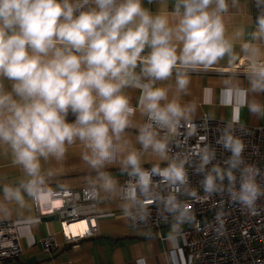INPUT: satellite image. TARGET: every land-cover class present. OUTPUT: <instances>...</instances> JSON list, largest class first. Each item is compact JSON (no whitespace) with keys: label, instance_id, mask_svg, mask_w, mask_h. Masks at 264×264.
I'll use <instances>...</instances> for the list:
<instances>
[{"label":"clouds","instance_id":"obj_1","mask_svg":"<svg viewBox=\"0 0 264 264\" xmlns=\"http://www.w3.org/2000/svg\"><path fill=\"white\" fill-rule=\"evenodd\" d=\"M93 2L96 7L74 15L81 5L69 0H0V76L14 82L11 93L0 88V141L11 145L16 161L33 177L39 175V157L59 159L65 142L76 139L92 150V157L84 159L93 166L111 159L113 137L119 139L135 112L121 92L130 84L141 89L140 104L149 118L161 127L171 126L180 115L179 106L161 107L165 89L140 83L135 74L138 63L144 75L164 80L177 61L181 66L211 64L230 50L217 15L227 9L225 0H215L217 9L212 12L207 9L213 0H182L184 14L175 30V39L183 45L179 55L167 20L149 15L140 0ZM146 45L151 52L141 57ZM253 71L264 79V68ZM177 84L183 89L186 80L178 75ZM253 88L264 90V83L253 80ZM69 111L76 115L73 123L66 121ZM155 135L147 125L140 129L139 140L144 148L163 154L166 144ZM222 139L235 167L243 145L227 134ZM127 160L137 166L134 153ZM208 160L206 155L205 163ZM213 171L220 174L219 169ZM164 175L184 179L182 167L171 166ZM228 178L234 180L231 172ZM141 180L146 182V175ZM34 184L28 185L30 194ZM205 187L214 190L213 176L206 178ZM257 193L249 176L239 198L251 203Z\"/></svg>","mask_w":264,"mask_h":264},{"label":"crops","instance_id":"obj_2","mask_svg":"<svg viewBox=\"0 0 264 264\" xmlns=\"http://www.w3.org/2000/svg\"><path fill=\"white\" fill-rule=\"evenodd\" d=\"M258 1L225 0L227 9L218 11L217 15L224 27L223 40L231 47L215 62L181 66L177 61L172 74L164 80L144 75L141 71L143 65L138 63L135 74L140 83H151L153 88L165 89L166 98L160 101V105L177 104L179 118L209 116L264 126V90L253 88V80L264 83V79L257 75L214 70L233 66L245 56L264 60V15L256 16L254 12V4ZM140 2L149 15L167 20V26L173 29L172 42L177 45L179 55L183 45L175 39V30L184 14L182 0ZM69 3L83 4L74 15L96 7L93 0L87 3L85 0H69ZM216 9L217 4L213 0L207 10L212 12ZM150 52L151 48L146 45L141 57H147ZM178 75L186 80L183 89L177 84ZM0 83L4 92H12L13 81L0 76ZM121 92L135 112L129 117V126L119 139L113 137V157L96 166L84 159L85 155L92 157V150L76 139L71 144L65 142V152L59 159L52 155L39 157V175L33 177L16 161L11 145L0 141V220L17 222L24 249L19 257L6 259L2 264H197L195 260H189L185 239L173 235L171 224L159 230L146 231H136L130 224L128 210L132 204L122 199L120 192V184L134 168L128 163L129 154L136 155L137 168L165 164L168 158L166 149L161 154L151 146L144 148L139 140L146 118V111L140 104L141 89L130 84ZM257 106L259 110L254 111ZM33 181L35 184L30 194L28 185ZM88 186L98 188L99 233L65 242L58 214L48 211L51 205L60 202L57 200L51 204L47 193L63 188L81 190ZM36 193H44L40 196V206L45 211L43 214L38 213L34 203ZM189 226L187 220L178 223L181 229ZM50 234L59 244L53 250L45 249L42 243L43 238Z\"/></svg>","mask_w":264,"mask_h":264},{"label":"built area","instance_id":"obj_3","mask_svg":"<svg viewBox=\"0 0 264 264\" xmlns=\"http://www.w3.org/2000/svg\"><path fill=\"white\" fill-rule=\"evenodd\" d=\"M254 68H264V60L245 56L233 66L214 70L257 75ZM147 125L166 144L168 161L133 168L120 184L121 198L132 204L128 210L132 228L159 230L171 224L173 235L184 237L189 260L197 264H264V126L203 116L175 117L171 126L161 127L146 112L143 128ZM226 134L243 145L235 167L233 154L222 139ZM171 166L182 167L183 181L164 175ZM213 169H219L220 174ZM142 174L146 182L141 180ZM209 175L214 177L212 191L205 187ZM249 176L258 188L251 203L239 198L241 185ZM42 194L36 193L34 198L39 214L45 212L40 206ZM47 194L51 204L60 202L48 211L58 214L65 242L99 233L96 186L63 188ZM185 220L190 226L179 228L178 223ZM42 243L47 250L59 245L53 234ZM23 252L17 222L0 220V264Z\"/></svg>","mask_w":264,"mask_h":264},{"label":"trees","instance_id":"obj_4","mask_svg":"<svg viewBox=\"0 0 264 264\" xmlns=\"http://www.w3.org/2000/svg\"><path fill=\"white\" fill-rule=\"evenodd\" d=\"M254 12L256 16H263L264 15V0H259L254 4ZM76 115L73 114L71 111L67 114L66 121H75Z\"/></svg>","mask_w":264,"mask_h":264},{"label":"snow or ice","instance_id":"obj_5","mask_svg":"<svg viewBox=\"0 0 264 264\" xmlns=\"http://www.w3.org/2000/svg\"><path fill=\"white\" fill-rule=\"evenodd\" d=\"M87 222H85V224H86ZM85 231H86V228H85ZM75 234H83V232H77V233H75Z\"/></svg>","mask_w":264,"mask_h":264}]
</instances>
